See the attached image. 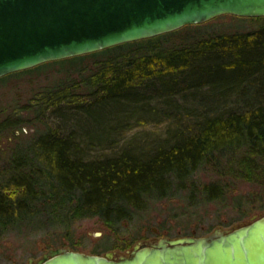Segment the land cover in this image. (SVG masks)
I'll use <instances>...</instances> for the list:
<instances>
[{
    "label": "trees",
    "instance_id": "16d2710c",
    "mask_svg": "<svg viewBox=\"0 0 264 264\" xmlns=\"http://www.w3.org/2000/svg\"><path fill=\"white\" fill-rule=\"evenodd\" d=\"M197 26L181 27L171 43L177 30L53 61L71 64L27 108L34 121L49 110L74 113L78 123L1 120L13 147L0 168V232L25 223L69 235L75 221L92 216L116 229L151 201L225 202L231 178L252 184L264 200V24L202 35ZM81 113L88 121L79 123ZM131 118L165 121V137L144 141L147 150L124 145ZM94 147L110 152L87 156ZM208 165L222 179L194 177Z\"/></svg>",
    "mask_w": 264,
    "mask_h": 264
},
{
    "label": "water",
    "instance_id": "95a60500",
    "mask_svg": "<svg viewBox=\"0 0 264 264\" xmlns=\"http://www.w3.org/2000/svg\"><path fill=\"white\" fill-rule=\"evenodd\" d=\"M222 14L264 16V0H0V77ZM27 264H264V214L208 235L137 241L123 255L60 246Z\"/></svg>",
    "mask_w": 264,
    "mask_h": 264
},
{
    "label": "rangeland",
    "instance_id": "374dc122",
    "mask_svg": "<svg viewBox=\"0 0 264 264\" xmlns=\"http://www.w3.org/2000/svg\"><path fill=\"white\" fill-rule=\"evenodd\" d=\"M254 17L256 16L222 14L193 25H199L197 26L201 32L199 35H202L204 31L209 33L212 31H252L264 24L263 19ZM178 29H176L178 32L172 33L166 42L171 43L179 38L184 31ZM48 62L50 64L43 65L40 71L25 69L0 77V122L6 117L16 119L18 115L21 120L17 123H78L79 118L70 116L74 113L69 112V117L66 118L61 117L60 114L52 115L49 110L43 113L39 121H34L33 112L27 108L29 99L31 100L33 95L39 94L44 88L52 86L59 78H63L66 72L62 67L71 64L69 60L58 62L59 64L53 61ZM70 76L75 77L76 74ZM84 94L80 93L82 98ZM80 116L79 123L88 121L84 114L81 113ZM62 119L66 122H62ZM129 121L133 123V126L124 131L123 141L120 142L124 145L130 142L141 143L145 150L149 149V146L144 141L155 137L163 138L168 129L165 121L135 122L133 118ZM33 129L30 127L28 131V128L23 126V132H32ZM11 132L6 130L0 133V168L6 162L5 158L9 157L13 147ZM16 134L21 136V140H25V133L22 134L17 130ZM136 134L137 136L134 137ZM97 148L94 147V150L88 152L87 156H104L110 152V150L100 151ZM194 177L200 182L222 179L209 165L197 171ZM228 189L225 202L210 201L191 206L184 204L179 195L151 201L152 204L148 208L140 211L130 220H123L115 226L116 229L105 226L97 216L84 217L75 221L69 227V235L65 234L67 228H61V226L44 227L40 230L32 225L26 226L25 223L20 228L8 225L11 228L7 232H0V264H27L29 258L36 261L48 249L60 246L84 253L104 254L106 251H114L117 255H123L130 251L137 241H150L152 238L162 237L175 238L190 234L208 235L214 229L225 230L251 219L254 215L264 214V209H262L264 200L255 194L257 190L252 184L231 178L228 182ZM251 192H254L252 197L248 195ZM237 199L242 201L239 206L236 205L238 204Z\"/></svg>",
    "mask_w": 264,
    "mask_h": 264
},
{
    "label": "flooded vegetation",
    "instance_id": "af4514ba",
    "mask_svg": "<svg viewBox=\"0 0 264 264\" xmlns=\"http://www.w3.org/2000/svg\"><path fill=\"white\" fill-rule=\"evenodd\" d=\"M157 238H152L150 241H145V242H155Z\"/></svg>",
    "mask_w": 264,
    "mask_h": 264
}]
</instances>
